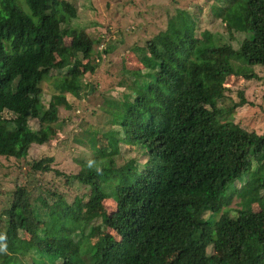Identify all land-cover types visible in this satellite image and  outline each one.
Segmentation results:
<instances>
[{
	"label": "trees",
	"instance_id": "1",
	"mask_svg": "<svg viewBox=\"0 0 264 264\" xmlns=\"http://www.w3.org/2000/svg\"><path fill=\"white\" fill-rule=\"evenodd\" d=\"M116 1L122 23L111 17L107 33L120 30L133 67L113 101L95 84L109 78L100 63L117 46L98 54L103 39L79 30L85 17L71 0H0V155L20 163L32 145H47L54 127L65 135L74 115L83 120L74 140L90 158L73 159L62 136L65 170L50 171L53 153L26 166L37 177L62 172L71 187L94 193L68 205L52 192L47 197L57 200L33 216L42 197L30 202L26 188L18 189L1 213L0 264H264V164L252 168L253 159L264 160V127L258 134L226 119L233 109L221 99L235 87L228 77L256 79V66H264V0H156L158 12L143 17L130 0ZM209 11L215 27L199 33ZM137 19L151 28L140 23L131 31ZM234 31L245 38L237 41ZM60 109L70 116L60 117ZM185 148L192 149L184 158ZM107 198L115 210L91 222ZM97 228L109 230L98 237Z\"/></svg>",
	"mask_w": 264,
	"mask_h": 264
},
{
	"label": "rangeland",
	"instance_id": "2",
	"mask_svg": "<svg viewBox=\"0 0 264 264\" xmlns=\"http://www.w3.org/2000/svg\"><path fill=\"white\" fill-rule=\"evenodd\" d=\"M75 7L82 11L84 14L85 19H83L78 25L79 30L84 31L89 39L95 41L96 39L100 38L103 39V43L99 47H95V50L98 54H101L102 48L106 45H114L117 46L115 52L108 55V57H103L101 61V67L103 69L110 70L111 72L107 73L109 78H105L98 86L95 84V89L106 93V95L113 96V101L118 100V96L121 95L122 92L126 91L128 84L126 83L129 79V74L125 71L129 68H132L133 65L130 64V60H126L125 51L123 47H120L123 42L121 40V32L120 30L115 31L111 34L107 33V29L110 28L109 25H106V22L111 18L114 17L117 19V23L115 26L121 25L122 21H119V16L115 12V7L117 5L116 0H71ZM133 5H136L135 11L137 13L143 14L149 13H156L157 8L155 7L156 0H130ZM196 2L200 3L202 0H195ZM107 6L112 8L110 12L107 13ZM179 6H181L179 4ZM98 7L101 10V16L94 18L93 16V9ZM204 11H202L203 13ZM132 14L134 13V8L130 9L128 12V16L131 18ZM148 18L144 19H151L155 21L154 15H148ZM147 17V16H146ZM123 16L121 17V19ZM97 20L101 26L96 27L89 24L90 20ZM215 18L211 12H206L202 14V18L200 20V26L197 31L200 33L203 30L211 31L209 27H215ZM134 20H132L133 22ZM127 22V21H126ZM125 22V23H126ZM129 23V22H127ZM142 23L143 20H135L132 26L128 28H132L131 31L136 30L138 32V24ZM228 26V22L225 23ZM125 25V24H124ZM124 25L121 26L124 27ZM158 25V24H157ZM211 25V26H209ZM145 28L150 29L151 27L147 24H144ZM159 26V25H158ZM157 27V26H156ZM75 28V27H74ZM158 29V28H157ZM131 31H128L126 35H128ZM212 32V31H211ZM146 36L145 34H141ZM136 35H133V37ZM234 38L241 42L245 38V34L243 32L234 31L233 32ZM128 43V40L126 41ZM55 43L56 49L59 48V42ZM217 46L218 43L214 39L208 40V46ZM120 47V48H118ZM105 59V61H104ZM123 69V71H121ZM257 75L259 76L256 79H250L246 81L242 77L235 79L234 77L230 76L226 79V85L228 86H235L230 89L225 95L221 98L222 100H226L227 106L232 107L233 111L230 110L229 114L226 115V119L232 120L233 122L237 123L240 127L245 128L248 131H255L256 133L260 134L263 131L264 127V66H256ZM93 76H89L88 79L91 80ZM95 83V81H93ZM130 83V81H129ZM43 89L48 91L49 87L51 86L48 82H43L42 84ZM243 95L246 103L238 104L240 96ZM48 100V97H46ZM93 105V101L90 103ZM12 113L4 112V117H12ZM69 113L64 112L60 109V117H69ZM72 119V123L67 125L65 128V135H62L59 127H54L53 130L54 136L51 137L50 140L47 141V145H32L28 151V155L25 159L19 160L20 163L14 158H7L5 156L0 155V230L3 231L2 225L4 224V218L1 217V213H4L6 209L11 205L12 201L15 198V193L21 187H25L27 191V198L29 201L35 200L36 197L39 195L42 197L38 200V203H33L32 207L35 206L34 210L32 211V215L35 216L37 213H43L46 205H51L54 203L58 197H61L63 201H65L68 205H71L75 196L83 197L87 193V187L81 186V188H74L71 187L72 184L70 182H66L63 180L65 175L62 172H59L56 175L53 171V177H37L35 175L40 174V172L34 173V171H29V168L26 166L28 160L32 159L33 157H38L43 155H53L55 162H53V166L56 168L52 169H60L61 171L65 170V164L62 162V158L66 157L67 152L63 150L62 145H60L59 141L62 136L67 137L68 143L73 147L74 151L71 153L73 159H79L82 156H85L84 159H89L91 152L86 147L81 145L79 142L74 140L75 137L80 139L81 137V129H83V120L77 119L74 115L70 116ZM30 127L32 129H37L38 124L35 120L31 119L29 121ZM101 137H97L95 143L100 142ZM50 153V154H49ZM61 153V154H60ZM63 153V154H62ZM59 154V155H58ZM131 156L130 154L127 155ZM264 164V160L262 162H256L253 159L252 168H261ZM48 175V174H47ZM74 183V182H73ZM106 192H108V188L105 187ZM55 193L57 196L53 198H48L47 195L50 193ZM46 197V198H45ZM52 197V196H51ZM6 198V199H5ZM45 198V199H44ZM43 199V200H41ZM87 198H81L80 200L86 201ZM36 201V200H35ZM46 201V202H45ZM239 198L234 197L230 204L228 205L230 215H236V210L239 208ZM105 206H99L97 210L102 213L101 218L94 220L95 217L91 220L101 223V220L106 217V214L114 208V204L109 200H104ZM107 206V207H106ZM206 214V213H205ZM94 227V226H93ZM109 230V229H107ZM96 235L98 237L105 232H100L99 229H96ZM102 243V242H101ZM103 244V243H102ZM58 260L57 262H60ZM25 264H29L30 260H25Z\"/></svg>",
	"mask_w": 264,
	"mask_h": 264
},
{
	"label": "clouds",
	"instance_id": "3",
	"mask_svg": "<svg viewBox=\"0 0 264 264\" xmlns=\"http://www.w3.org/2000/svg\"><path fill=\"white\" fill-rule=\"evenodd\" d=\"M191 149L192 148H185L183 149V157L185 158L186 156H188L191 152ZM135 155L134 153H131V156ZM142 158V157H141ZM140 161H142V159H140ZM84 186V185H83ZM91 195V197L93 198V195L94 193L91 191L90 188L87 187V193L82 197H78V196H75V197H78V198H87V195ZM89 195V196H90ZM108 199V198H107ZM110 200V199H109ZM111 201V200H110ZM114 205H115V202L114 201H111ZM113 210H115V207L113 209H111L108 214H110ZM102 216V215H101ZM109 229V228H108ZM106 233H108V230L105 231ZM80 258V257H79Z\"/></svg>",
	"mask_w": 264,
	"mask_h": 264
}]
</instances>
